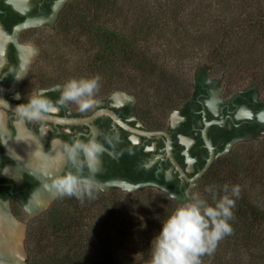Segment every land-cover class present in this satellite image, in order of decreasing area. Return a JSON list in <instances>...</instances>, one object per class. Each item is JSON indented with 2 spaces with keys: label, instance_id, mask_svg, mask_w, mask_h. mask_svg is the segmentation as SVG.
I'll return each instance as SVG.
<instances>
[{
  "label": "trees",
  "instance_id": "trees-1",
  "mask_svg": "<svg viewBox=\"0 0 264 264\" xmlns=\"http://www.w3.org/2000/svg\"><path fill=\"white\" fill-rule=\"evenodd\" d=\"M51 31L39 37L31 70L40 86L73 78L48 72L59 65L57 46L66 43L87 55L83 74L74 78L99 75L96 96L133 94L135 114L147 129L165 126L172 111L194 99L197 67L203 74L220 70L238 90L247 79L250 93L264 102V0H87L68 5ZM258 137L254 132L253 142L217 158L192 192L213 206L225 194L235 200L233 233L202 264H264V139L259 148L251 145ZM233 186L241 189L238 197ZM162 193L61 197L27 225L28 264H148L162 221L180 204Z\"/></svg>",
  "mask_w": 264,
  "mask_h": 264
},
{
  "label": "flooded vegetation",
  "instance_id": "flooded-vegetation-1",
  "mask_svg": "<svg viewBox=\"0 0 264 264\" xmlns=\"http://www.w3.org/2000/svg\"><path fill=\"white\" fill-rule=\"evenodd\" d=\"M74 2L86 5L87 0H0L2 100L17 106L27 103L29 95L43 92L56 106V111L49 116L86 118L99 110H109L133 129L166 132L171 139L172 157L189 178L197 174L209 156L202 138L206 122H220L210 125L207 130V139L214 148L216 159L226 155L223 153L227 145L236 141H251L254 132L259 136L264 134V123L260 122L258 117L264 112V102H261L256 93H250L252 88L238 90L224 97L220 90L217 98H214L216 102H208L213 87V82L208 83V74L197 77L194 99L189 100L182 108L174 110L177 111L178 120L172 125L168 116L165 126L157 130L147 129L142 125L135 114L136 103L133 104V100L125 98L118 103L116 96L111 97L113 93L96 96V106L85 113H81L74 103L57 104L63 87L40 86L37 82L40 75L33 74L31 70L40 55L39 37L53 30L61 12ZM37 52L39 54L36 57ZM205 76L208 77L206 80ZM241 107L247 110V119H239L236 116ZM0 110L6 113V118L0 120L1 264L12 262L10 257L14 245L19 251L21 227L23 230L20 209L32 216L43 209H50L61 198L44 187L47 178L43 175L42 165L46 164L54 174H62L70 167L62 166L56 159L64 142L70 143L75 138L96 139L105 145L106 151L100 157L95 172L90 173L87 168L84 170V174L96 185V193L120 191L118 187L137 190L144 186H153L161 190L164 187L180 197L176 191L185 194L192 186L179 178L178 172L167 158L165 137L148 138L135 135L105 115H101L89 125L44 121L29 123L25 128L14 123L15 113L2 106ZM243 115L245 116L243 113L240 116ZM21 139L27 143L18 142ZM41 144L43 153L47 155L32 157L31 152L34 151L35 145ZM187 159L191 165L190 171ZM197 183L198 180L193 185ZM169 184L173 186L169 187ZM169 188L175 190L171 191Z\"/></svg>",
  "mask_w": 264,
  "mask_h": 264
},
{
  "label": "clouds",
  "instance_id": "clouds-1",
  "mask_svg": "<svg viewBox=\"0 0 264 264\" xmlns=\"http://www.w3.org/2000/svg\"><path fill=\"white\" fill-rule=\"evenodd\" d=\"M100 81L99 75L69 79L63 85L56 103H74L81 113L88 112L97 104L96 93L99 91ZM3 104L9 108L6 101H3ZM55 111L53 101L43 92H38L29 95L27 103L15 107L14 123L26 128L29 123L46 121L48 115ZM5 118L6 113L0 110V120ZM20 141L27 143L23 139L18 142ZM105 151V145L96 139L75 138L70 143L64 142L56 159L62 166L70 167L62 174H54L46 164L42 165L43 175L47 178L44 187L61 197L95 199L96 185L84 174V170L87 168L90 173L95 172ZM41 155H47L42 151V144L35 145L31 156ZM224 190L227 193V185ZM206 191L212 192L213 189L209 187ZM240 191L239 186H233L231 189L232 195L236 197ZM234 207L235 200L227 194L216 200L214 206L199 196H193L190 200L178 204L162 221L160 232L153 238L148 264H202V257L213 255L220 241L233 233L229 221L233 219Z\"/></svg>",
  "mask_w": 264,
  "mask_h": 264
},
{
  "label": "rangeland",
  "instance_id": "rangeland-1",
  "mask_svg": "<svg viewBox=\"0 0 264 264\" xmlns=\"http://www.w3.org/2000/svg\"><path fill=\"white\" fill-rule=\"evenodd\" d=\"M127 10L128 8H125V13H127ZM133 15V14H132ZM52 32V31H50ZM166 41H164V39L160 42L161 46H163L164 44H166L169 40H170V36L169 38L168 37H165ZM57 47L60 48V52H62L61 56H60V59H59V65L58 66H55L56 69L54 70V66L53 67H50L49 71L48 72H51L53 74V76L57 75V74H62V73H65V72H68V73H72V77L74 78L75 75H80V74H83L80 70H79V67H83V64L87 58V55L86 54H83V52H79V51H73L72 48H70V46L66 43H60ZM57 49V48H56ZM59 50V49H58ZM38 52L36 54V57L38 56ZM83 54V55H82ZM206 55L203 57L205 59ZM206 60V59H205ZM64 62L66 63L64 65ZM207 65L208 62H206ZM199 66L201 64H198ZM59 67V68H58ZM74 71V72H73ZM81 72V73H80ZM195 74L193 76H196L199 77V76H203L205 74H208L209 75V79H208V83H212L213 82V87L211 89V96H210V100L208 102H212V101H215L214 98H217L220 90L223 92V97L224 96H228V95H231L233 93H235L236 91H238V88L234 89L235 87L233 86H230L229 84H227L226 80L224 81L221 77V71L220 70H217L215 71V69H211L208 70L206 73H202V67H197L195 70H194ZM76 73V74H75ZM57 77H55L56 79ZM204 78V77H203ZM208 77L205 76V80L207 79ZM247 79H245V81L243 83H241L240 87L243 88V89H239V90H247V89H251V88H254L252 87L251 85H249L247 82H246ZM64 83H58L56 84V86H61L63 87ZM112 96L111 97H115L116 96V101L118 102L120 99L121 101L118 102V103H121L123 100H125V98H127L128 100H133V104H137V100H136V97H134L133 94L131 93H128V92H125V91H121V90H117V91H113L112 92ZM256 95H258V93H256ZM135 99H134V98ZM258 97H260L258 95ZM256 98V97H255ZM216 102V101H215ZM245 114V116H240L241 114ZM169 122H171V124L173 125L177 120H178V115H177V111H173L171 112L169 115ZM236 116L239 118V119H247L248 117V112L247 110L244 108V107H241ZM259 120L260 122L264 123V112H261L259 115ZM168 122V123H169ZM264 139V134H261L259 137H258V142L256 143H252L251 145H254L255 148H259L260 146V141ZM247 142H253V141H248V140H244V141H236L234 143H231L229 145H227V148L226 150L224 151L223 154H229L231 153L232 151L236 150L237 148H240L241 145L247 143ZM241 149H243L241 147ZM187 162H188V170L190 171L191 170V165L189 164V161L187 159ZM128 185V184H127ZM197 185V184H196ZM196 185H192L190 186V188L188 189L187 192H185V194L182 196V197H177V196H173L171 194H168L166 192V194L168 195L169 198H171L172 200L178 202V203H183V202H186V200H190L191 199V196H192V192L194 191ZM117 189H119L121 192H124V193H128V194H131V193H134L135 191H137L138 189H141V190H148V191H155V192H158V193H162L164 194L165 192L161 189H158L156 187H153V186H144L143 188H138L137 190L135 189H131V188H123V187H118ZM19 211V210H18ZM47 211V209H43L41 210V212L37 213V214H33L32 216L31 215H28L26 213V211H24L23 209H20V219L22 221V225H23V231H22V227H21V245H22V248H23V252L25 254V256L23 257V260H22V251L20 250L21 252V264H28V255H27V250H26V247H25V235H26V229H27V225L34 219L40 217L42 214H44L45 212ZM1 264V263H0Z\"/></svg>",
  "mask_w": 264,
  "mask_h": 264
},
{
  "label": "water",
  "instance_id": "water-1",
  "mask_svg": "<svg viewBox=\"0 0 264 264\" xmlns=\"http://www.w3.org/2000/svg\"><path fill=\"white\" fill-rule=\"evenodd\" d=\"M3 101L4 100H2L0 98V106H2L3 108L15 113L14 109L16 106L7 102L9 105V108H8L7 106H5L3 104ZM101 115H105V116L110 117L112 119V121L114 123H116L118 126H120L121 128H123V129H125V130H127V131H129L135 135H139L142 137H148V138L149 137H165L166 138V147L165 148H166L167 158L169 159V161L171 162V164L173 165L175 170L178 172L179 178L182 181H186L187 183H190L191 185H193L197 180H199L204 175V173L209 169V167L212 165V163L216 159V156L214 154V148L212 147L211 143L207 139V130H208V127L210 125L220 123L217 121L205 123V127L202 130V138L204 140L206 148L208 149L209 156H208L204 166L197 172V174L195 176H193L191 178H189L186 175L185 171L180 167V165L172 157L171 139H170L169 134H167L166 132H162V131L149 132V131H142V130L133 129V128L129 127L128 125H126L125 123H123L114 112H111L109 110H99V111L95 112L94 114H92L91 116H88L86 118H58V117H53V116L48 115V118L46 121L56 123V124L89 125L91 122H93L95 119H97ZM163 190L166 191L168 194H171L174 196L173 193L166 190L164 187H163ZM19 245H20V248L22 251V260H23V257L25 256V254H24L23 249H22L21 241L19 242Z\"/></svg>",
  "mask_w": 264,
  "mask_h": 264
},
{
  "label": "bare ground",
  "instance_id": "bare-ground-1",
  "mask_svg": "<svg viewBox=\"0 0 264 264\" xmlns=\"http://www.w3.org/2000/svg\"><path fill=\"white\" fill-rule=\"evenodd\" d=\"M24 56V55H23ZM120 102L121 100L118 99ZM15 229V228H14ZM3 233V232H2ZM11 233V232H10ZM13 233V232H12ZM9 236V234H8ZM14 239V238H13ZM17 239V238H16ZM15 240V239H14ZM19 240V239H18ZM7 243V242H6ZM11 244V243H10ZM16 244V243H15ZM14 245V244H12ZM5 246V245H4ZM8 247V246H7ZM14 251H13V254H12V257H10V259H12V262L10 264H21V252L20 250L18 251V248L16 245H14ZM10 253V252H9ZM7 256V255H6ZM8 258V257H7ZM9 259V258H8Z\"/></svg>",
  "mask_w": 264,
  "mask_h": 264
}]
</instances>
